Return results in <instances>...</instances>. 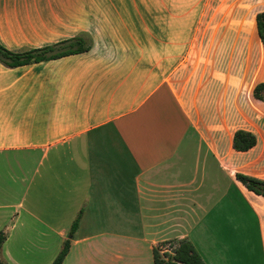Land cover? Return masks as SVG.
<instances>
[{"label": "crops", "instance_id": "1", "mask_svg": "<svg viewBox=\"0 0 264 264\" xmlns=\"http://www.w3.org/2000/svg\"><path fill=\"white\" fill-rule=\"evenodd\" d=\"M203 1L0 0L6 48L89 46L0 63V262L53 264L81 214L62 264H154L184 240L205 264H264V197L236 178L264 180V113L226 97L243 40L201 38ZM238 130L256 146L236 151Z\"/></svg>", "mask_w": 264, "mask_h": 264}, {"label": "rangeland", "instance_id": "2", "mask_svg": "<svg viewBox=\"0 0 264 264\" xmlns=\"http://www.w3.org/2000/svg\"><path fill=\"white\" fill-rule=\"evenodd\" d=\"M235 10L239 11L236 12ZM263 11L264 0H204L199 10L203 29L201 38L205 39L207 43L210 40H222L225 36L227 38L229 33H233L234 26L237 27V33L243 40V45L242 47H237V53L234 56L237 66V68L233 67L235 82H233L231 89L228 90L226 97L254 118H257L258 114L264 113V105L259 104L251 97V87L254 82L259 81L254 79L257 67L251 62L254 61L261 64L257 75H262L257 76V78L264 79V54L261 52V45L256 36L257 27L255 21L256 15ZM226 28L227 30L224 31ZM251 31L254 33V37L250 41ZM216 49L222 56L223 64L221 67L222 72L225 73L226 65L224 59H227L224 57V48L219 46ZM245 57L250 65L245 64ZM240 261V264H250L251 258L250 256H242ZM252 262L260 264L257 253L253 256Z\"/></svg>", "mask_w": 264, "mask_h": 264}, {"label": "trees", "instance_id": "3", "mask_svg": "<svg viewBox=\"0 0 264 264\" xmlns=\"http://www.w3.org/2000/svg\"><path fill=\"white\" fill-rule=\"evenodd\" d=\"M257 33L264 46V11L255 18ZM89 46L83 37L76 36L60 41L53 45L41 48H31L21 51H13L0 43V63L8 68H19L30 64L57 60L70 55L85 53ZM255 100L264 103V81L256 84L252 91ZM257 144L256 136L248 131L238 130L234 134L233 148L239 152H246ZM237 180L249 191L264 197V180L238 173ZM81 221V214L72 224L69 237L65 241L60 254L53 264H62L70 249V242ZM6 236L0 232V249L5 242ZM170 248L172 251H162V248ZM154 264H205L201 255L187 240L175 242H163L153 249ZM0 264H3L0 262Z\"/></svg>", "mask_w": 264, "mask_h": 264}, {"label": "built area", "instance_id": "4", "mask_svg": "<svg viewBox=\"0 0 264 264\" xmlns=\"http://www.w3.org/2000/svg\"><path fill=\"white\" fill-rule=\"evenodd\" d=\"M164 251H168V252L170 251V252H171V251H172V249H170V248H165V250H164Z\"/></svg>", "mask_w": 264, "mask_h": 264}]
</instances>
